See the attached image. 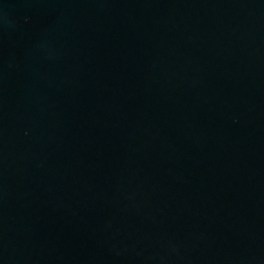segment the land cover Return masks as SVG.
<instances>
[{
	"label": "water",
	"instance_id": "1",
	"mask_svg": "<svg viewBox=\"0 0 264 264\" xmlns=\"http://www.w3.org/2000/svg\"><path fill=\"white\" fill-rule=\"evenodd\" d=\"M0 264H264V0H0Z\"/></svg>",
	"mask_w": 264,
	"mask_h": 264
}]
</instances>
